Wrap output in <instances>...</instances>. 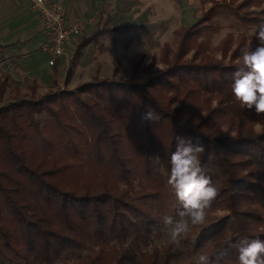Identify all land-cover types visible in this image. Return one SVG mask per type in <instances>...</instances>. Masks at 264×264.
<instances>
[{
	"label": "trees",
	"instance_id": "16d2710c",
	"mask_svg": "<svg viewBox=\"0 0 264 264\" xmlns=\"http://www.w3.org/2000/svg\"><path fill=\"white\" fill-rule=\"evenodd\" d=\"M215 2L200 21L179 29L173 57L168 60L167 45L161 51L167 68L147 70L141 85L94 79L75 91L0 106V264H167L168 253L160 259L156 249L147 254L140 247L165 233L164 215L179 219L178 202L166 186L176 137L204 145L202 167L219 189L206 223L193 226L180 246L209 256L226 250L227 264H239L230 242L245 235L264 238V114L241 109L234 100L239 52L228 65L204 54L199 39L212 29L203 22L222 7ZM260 2L242 0L235 16L256 25L264 8L242 12ZM120 29L104 22L83 37L64 83L87 46L105 52L102 40L112 41ZM6 85L4 76L0 102ZM161 92L170 93L164 104ZM211 94L216 106L204 103L199 117L200 100ZM148 108L160 119L142 125ZM220 116H228L227 129L210 131ZM220 210L226 215H214Z\"/></svg>",
	"mask_w": 264,
	"mask_h": 264
},
{
	"label": "rangeland",
	"instance_id": "374dc122",
	"mask_svg": "<svg viewBox=\"0 0 264 264\" xmlns=\"http://www.w3.org/2000/svg\"><path fill=\"white\" fill-rule=\"evenodd\" d=\"M215 1L222 4V7L216 10V16L213 19L203 22V25L211 24L212 29L209 33L202 35L199 40L206 44L204 54L222 65H228L234 51L239 52V49L245 45H255V38L251 31L255 25L243 24L235 16L237 5L242 0ZM55 2L64 9L69 8V12L80 18L81 22L92 18L89 24L90 29H81L80 35L70 40L65 47L66 57L57 58L53 67L46 65V55L37 48L29 53H33L32 57L29 56L30 61H26L27 58L22 59V56H17L16 53L0 51V81L4 73L12 76L8 80L9 84L0 106L25 98L38 99L47 92L75 91L79 85L94 79L113 78L116 81L141 85L148 71L154 73L167 68L161 59V51L167 45L168 60L173 57L171 51L177 50L179 29L200 21L213 5L211 0H56ZM263 8L264 0H261L258 6L250 5L242 13L258 12ZM104 22L108 27H121V29L114 34L112 41L102 40L105 52L100 53L98 47L94 45L87 46L82 52L77 67L73 68L69 82L64 83L65 71L71 67V58L77 44ZM135 26L143 28L136 30L133 29ZM142 47L145 52L141 51ZM191 55L192 52H189L184 59H189ZM149 56L150 64L146 63ZM236 60L237 58L233 60V64ZM137 63L139 69L134 71ZM114 68L117 69L115 75H113ZM23 69L34 73L41 80L37 82L31 79V76H23L21 73ZM48 74H52L50 83L43 80ZM33 84L36 91L34 96H31ZM159 96L158 100L164 104L170 97V93L161 92ZM208 96L199 102L200 105L197 108L199 117L204 116L203 108L206 107L204 103H210L211 108L216 106L217 97L214 94ZM176 106L177 102H174L172 108ZM228 123V116H220L209 130L216 133L224 132ZM254 129L258 132L259 125L255 124ZM247 206L249 209L252 208L250 205ZM214 215L222 217L226 215V212L220 210ZM191 230L192 227L187 235ZM155 249L159 252L160 259L167 253L170 255L167 264H195L197 255L204 252L202 249L198 253L189 254L180 246V243H170L167 229L159 239H151L142 245L140 252L151 254Z\"/></svg>",
	"mask_w": 264,
	"mask_h": 264
},
{
	"label": "clouds",
	"instance_id": "9594fccd",
	"mask_svg": "<svg viewBox=\"0 0 264 264\" xmlns=\"http://www.w3.org/2000/svg\"><path fill=\"white\" fill-rule=\"evenodd\" d=\"M255 45H245L239 49L232 73L231 90L234 100L241 109L255 110L264 114V20L251 29ZM142 52L143 47L141 49ZM151 63V57L146 61ZM160 119L157 112L148 108L141 114V123H155ZM205 147L197 140L176 137L175 150L171 153L166 186L178 202L177 215H164L161 223L167 229L169 242L179 244L190 227L206 223L207 210L219 196V189L210 176L205 174L201 164V154ZM238 253L239 264H264V238L241 236L229 245ZM227 251L222 250L209 256L199 253L195 264H227Z\"/></svg>",
	"mask_w": 264,
	"mask_h": 264
},
{
	"label": "crops",
	"instance_id": "0c3cea01",
	"mask_svg": "<svg viewBox=\"0 0 264 264\" xmlns=\"http://www.w3.org/2000/svg\"><path fill=\"white\" fill-rule=\"evenodd\" d=\"M53 1L55 2L56 0ZM57 4L60 6L59 3ZM60 7L63 10L67 20L81 22V20H79L80 18L73 16L72 13L69 12V8L64 9L62 6ZM82 23H84L82 29H90L89 24H86L85 21H82ZM44 39L45 35L41 30L40 20L38 19L37 14L31 10L28 0H0V51L4 50V52L16 53L17 56H22V59L27 58L26 61H30V57H32L33 53H29L33 51L34 48H37V50L40 51V46L44 42ZM46 57L47 65L48 56ZM28 72L29 70L23 69L21 73L23 76H31L30 78L36 80L37 82L41 80L34 73L29 72V75ZM4 76L7 77L8 85V80L12 76L8 73H4L1 76V81L3 80ZM51 77L52 74H48L43 80H45L47 83H50L52 80ZM32 87L35 88V85H31V89Z\"/></svg>",
	"mask_w": 264,
	"mask_h": 264
},
{
	"label": "built area",
	"instance_id": "2783aa9c",
	"mask_svg": "<svg viewBox=\"0 0 264 264\" xmlns=\"http://www.w3.org/2000/svg\"><path fill=\"white\" fill-rule=\"evenodd\" d=\"M30 8L37 14L41 30L45 35L40 52L48 56L47 65L54 66L59 57H66L65 47L70 40L79 36L84 23L67 20L61 7L53 0H28ZM88 19L86 24H90Z\"/></svg>",
	"mask_w": 264,
	"mask_h": 264
}]
</instances>
